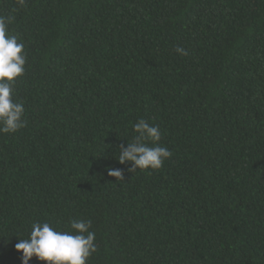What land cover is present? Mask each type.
Instances as JSON below:
<instances>
[{
  "label": "trees",
  "instance_id": "16d2710c",
  "mask_svg": "<svg viewBox=\"0 0 264 264\" xmlns=\"http://www.w3.org/2000/svg\"><path fill=\"white\" fill-rule=\"evenodd\" d=\"M0 15L27 54V124L0 133V264H22L34 222L73 219L92 221L86 264H264V0H0ZM141 118L171 156L132 172L117 157Z\"/></svg>",
  "mask_w": 264,
  "mask_h": 264
},
{
  "label": "clouds",
  "instance_id": "9594fccd",
  "mask_svg": "<svg viewBox=\"0 0 264 264\" xmlns=\"http://www.w3.org/2000/svg\"><path fill=\"white\" fill-rule=\"evenodd\" d=\"M19 3L23 5L25 0H19ZM14 20L13 15H0V133H15L27 124L25 105L15 98V82L25 72L27 54L24 44L9 31ZM176 52L188 54L181 46H177ZM133 130L137 135L127 146L120 145L118 161L122 164L132 162L129 169L132 172L161 168L171 152L157 143L161 139L159 125H150L141 118L133 125ZM146 141H152L153 146ZM107 171L109 175L123 179L121 169L108 167ZM91 225L90 219H73L71 231H64L49 222H34L29 237L20 238L15 248L22 252V264H29L33 256L48 264H86L96 251Z\"/></svg>",
  "mask_w": 264,
  "mask_h": 264
}]
</instances>
